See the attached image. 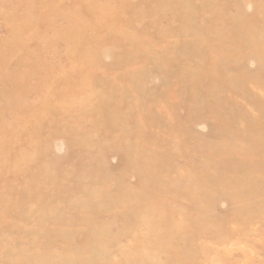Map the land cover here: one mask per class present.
Segmentation results:
<instances>
[{"label": "rangeland", "instance_id": "rangeland-1", "mask_svg": "<svg viewBox=\"0 0 264 264\" xmlns=\"http://www.w3.org/2000/svg\"><path fill=\"white\" fill-rule=\"evenodd\" d=\"M125 1L0 0V264H264V0Z\"/></svg>", "mask_w": 264, "mask_h": 264}, {"label": "bare ground", "instance_id": "bare-ground-1", "mask_svg": "<svg viewBox=\"0 0 264 264\" xmlns=\"http://www.w3.org/2000/svg\"><path fill=\"white\" fill-rule=\"evenodd\" d=\"M127 1V0H126ZM125 1V2H126ZM190 1V3H191V0H189ZM210 1V0H209ZM179 2H180V0H179ZM183 2V0L181 1V3ZM185 4H186V2H184ZM189 3V4H190ZM218 3V2H217ZM178 4V3H177ZM180 5V4H179ZM208 5V4H207ZM123 7V6H122ZM204 7V6H203ZM176 8V7H175ZM205 8H206V6H205ZM208 8V7H207ZM116 9V8H115ZM186 8H184V10H185ZM233 9V8H232ZM175 10V9H174ZM238 10V9H237ZM124 11V10H123ZM127 11V10H126ZM188 11V10H187ZM231 11V10H230ZM125 12V11H124ZM185 12V11H184ZM183 12V13H184ZM117 13H120V11H118ZM116 13V14H117ZM124 14H126V13H123L122 15L124 16ZM182 14V13H181ZM187 14V13H186ZM183 16H184V14H182ZM181 15V16H182ZM203 15V14H202ZM228 15V14H227ZM230 15V14H229ZM120 16V15H119ZM114 17H116V16H114ZM127 17V16H126ZM132 17V16H131ZM222 17V16H221ZM120 18V17H119ZM113 19V18H112ZM116 19V18H115ZM126 19V18H125ZM131 19H133V18H131ZM143 19H145V18H143ZM119 20H121V19H118V22H119ZM107 22L109 21V20H106ZM112 21V20H111ZM192 21V20H191ZM196 21V20H195ZM113 22H114V20H113ZM118 22H116V23H118ZM139 22V21H138ZM260 22V21H259ZM111 23V22H110ZM198 23V22H197ZM245 23V22H244ZM107 24V23H106ZM115 24V23H114ZM251 24V23H250ZM126 25H127V23H126ZM135 25V24H134ZM246 25V24H245ZM211 26V25H210ZM260 26V25H259ZM129 27V26H128ZM139 27V26H138ZM197 27V26H196ZM212 27H213V25H212ZM249 28H250V26H248ZM127 28V27H126ZM208 28V27H207ZM246 28V27H245ZM257 28V27H256ZM134 29V28H133ZM137 30V29H136ZM248 30V29H247ZM138 31V30H137ZM227 31V30H226ZM239 31V30H238ZM143 32V31H142ZM254 32V31H253ZM258 33H259V31H258ZM233 35V34H232ZM251 35H252V32H251V34L249 33V35H248V37H247V35L245 36L244 34H242V33H239V32H235L234 33V36L235 37H238V38H243L245 41H249L250 40V38H251ZM123 37V36H122ZM124 38V37H123ZM206 38V37H205ZM256 38V37H255ZM151 39V38H150ZM220 39H222L221 37H220ZM251 39H253V37L251 38ZM217 40V39H216ZM221 42H222V40H221ZM217 43V42H216ZM215 43V44H216ZM205 45H206V43H204ZM223 44V43H222ZM226 44V43H225ZM228 44V43H227ZM202 45H203V43H202ZM197 47V46H196ZM220 47V46H219ZM230 47L232 48L233 46H231V44H230ZM148 48V47H147ZM154 48V47H153ZM221 48H223V46L221 47ZM220 48V49H221ZM226 48V47H225ZM227 48H228V45H227ZM245 48V47H244ZM214 49V48H213ZM215 50V53H216V48L214 49ZM221 50H223V49H221ZM230 50H232V49H230ZM154 51V50H153ZM201 51V50H200ZM224 51V50H223ZM233 51V50H232ZM159 52V51H158ZM224 53V52H223ZM225 53H226V51H225ZM228 53V52H227ZM229 54H230V51H229ZM228 54V55H229ZM231 54H233V53H231ZM219 55V54H218ZM217 55V56H218ZM220 55H222V54H220ZM219 55V56H220ZM197 56V54L195 55V57ZM216 56V55H215ZM223 56V55H222ZM260 56H261V54H260ZM208 58V57H207ZM217 58V57H216ZM216 58H214L215 60H216ZM206 59V58H205ZM211 59V58H210ZM226 59V58H225ZM195 60H198V59H195ZM212 60V59H211ZM221 60V59H220ZM213 61V60H212ZM212 61H211V63H212ZM222 61V60H221ZM243 62V61H242ZM206 63V62H205ZM259 63H260V61H259ZM198 64V63H197ZM202 64V63H201ZM227 64V63H226ZM203 65V64H202ZM213 65V67H212V69L215 71V67H214V64H212ZM229 65V64H228ZM228 65H226V66H228ZM60 66V65H59ZM65 66V65H64ZM201 66V65H200ZM231 66V65H230ZM264 66V65H263ZM203 67V66H202ZM232 67V66H231ZM204 68V67H203ZM221 69H222V67H221ZM201 70V69H200ZM207 70V69H206ZM209 70V69H208ZM219 71V70H218ZM224 71V70H223ZM221 72V71H220ZM204 74H205V72H204ZM214 76V75H213ZM219 76V75H218ZM201 77V76H200ZM211 78V77H210ZM209 78V79H210ZM220 79V78H219ZM198 80H199V78H198ZM201 80H203V79H201ZM211 80V79H210ZM220 80H222V79H220ZM174 81V80H173ZM205 81V80H204ZM207 82H208V80H207ZM243 85H244V83H243ZM263 86V85H262ZM176 88V87H175ZM244 92V91H243ZM242 99V98H241ZM108 104V103H107ZM110 105V104H109ZM179 106V105H178ZM75 110V109H74ZM180 111V110H179ZM191 116V115H190ZM179 117V116H178ZM219 117H221V116H219ZM258 120V119H257ZM264 120V119H263ZM262 120V121H263ZM256 121V120H255ZM255 121H253L254 123H256ZM259 121V120H258ZM252 122V121H251ZM253 123V124H254ZM260 123H262V122H260ZM258 126H260L259 124H258ZM257 127V126H256ZM257 128H259V127H257ZM264 128V127H263ZM252 131V130H251ZM250 131V132H251ZM254 132V131H253ZM258 133H259V131H258ZM241 142H239V144H240ZM177 145V144H176ZM241 146V145H240ZM126 151V150H125ZM240 158V157H239ZM127 160V159H126ZM136 163V162H135ZM168 184V183H167Z\"/></svg>", "mask_w": 264, "mask_h": 264}]
</instances>
